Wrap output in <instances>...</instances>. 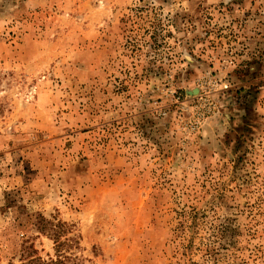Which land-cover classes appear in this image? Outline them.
I'll list each match as a JSON object with an SVG mask.
<instances>
[{"label": "rangeland", "instance_id": "rangeland-1", "mask_svg": "<svg viewBox=\"0 0 264 264\" xmlns=\"http://www.w3.org/2000/svg\"><path fill=\"white\" fill-rule=\"evenodd\" d=\"M30 247L264 264V0H0V264Z\"/></svg>", "mask_w": 264, "mask_h": 264}, {"label": "trees", "instance_id": "trees-1", "mask_svg": "<svg viewBox=\"0 0 264 264\" xmlns=\"http://www.w3.org/2000/svg\"><path fill=\"white\" fill-rule=\"evenodd\" d=\"M63 223L59 225V227H62ZM66 256H60L57 254V257L55 259H49L45 260L41 256H39L35 249L29 248L26 256L22 255L20 259V264H68L66 261Z\"/></svg>", "mask_w": 264, "mask_h": 264}]
</instances>
